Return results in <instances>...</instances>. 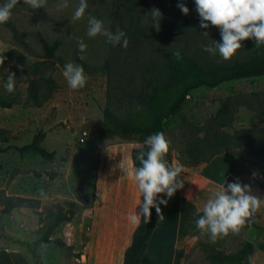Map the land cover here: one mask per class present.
<instances>
[{
    "label": "rangeland",
    "instance_id": "rangeland-1",
    "mask_svg": "<svg viewBox=\"0 0 264 264\" xmlns=\"http://www.w3.org/2000/svg\"><path fill=\"white\" fill-rule=\"evenodd\" d=\"M6 2L0 0V6ZM86 2L88 7L84 16L74 21L72 16L79 0H68L69 6L60 11H57V5L61 0L47 1L44 8L35 10L19 0L18 5L11 10L10 20L33 52H39L37 34L48 43L59 42L55 55L63 61L69 60L72 51L78 49V44L82 42L87 45L86 50L80 53L84 62L97 65L106 53L108 42L102 35H87L88 20L90 17L101 20L107 30L111 0ZM188 14L191 18L200 19L196 8L189 9ZM12 48L15 47L11 37L0 27V54ZM192 54L197 59H206L218 66L229 65L236 56L226 61L218 53L212 55L203 51V48L200 51L193 50ZM63 70L58 65L26 59L20 52L11 54L0 69V97L14 98L9 109L0 108V149L8 147L0 152V234L8 238L0 240V250L18 253L29 264L33 262L28 246L37 238V221L46 208L58 204L71 211L72 216L58 227L51 243L41 244L37 248L41 264H87V260H95L91 254L93 232H98L99 226L103 224L107 227L117 225L123 230L121 233H112L113 238L122 235L125 230L130 232L132 223L128 217L137 211V186L135 182H130L131 152L139 148L140 144L136 138L125 142L116 137H102V109L108 107L119 114L106 99L103 77H87L84 88L73 90L63 77ZM9 72L16 77L15 88L11 93L4 87ZM39 74L49 76L56 89L45 103L35 108L25 102V79ZM252 92H264V77L222 83L212 89L199 87L192 90L180 111L163 122L162 133L170 142L169 153L165 157L168 163L187 167L183 166L186 160L179 154L185 137L194 133L201 136L203 129L196 132L195 128L215 113L222 100ZM259 127H262V123L253 114L238 108L231 127L224 131ZM80 130L85 132L82 143L78 141ZM38 131L44 133L40 146L54 153L50 161L30 151L19 154L13 149L29 144ZM122 150L127 156L124 170L119 167L118 161L110 165L106 159L107 155ZM105 173L107 187H110L109 218L95 211L98 177ZM250 187L253 194L264 197V189H256L253 185ZM7 196L37 200L38 207H21L3 213L1 202ZM251 220L259 228L245 225L238 233H229L215 242L210 241L208 234H201L200 230L193 232V245L182 264H211L200 248L201 244L212 243L224 253H234L240 243L245 241L253 247L249 264H264V209L259 210ZM150 264L161 263L153 260Z\"/></svg>",
    "mask_w": 264,
    "mask_h": 264
},
{
    "label": "trees",
    "instance_id": "trees-1",
    "mask_svg": "<svg viewBox=\"0 0 264 264\" xmlns=\"http://www.w3.org/2000/svg\"><path fill=\"white\" fill-rule=\"evenodd\" d=\"M54 1V0H47ZM184 3L188 9L196 8L194 0H111L107 30L115 32L123 30L129 43L128 46H113L107 43L106 53L97 65H89L80 59L77 48L72 51L71 58L63 61L55 55L58 41L48 43L39 34L36 41L39 52H33L23 41L15 26L9 19L0 24L11 37L13 46L4 56V62L11 54H18L26 59H36L39 63L58 65L64 69L67 62L80 64L87 77L101 76L104 79L106 99L119 114L110 108L102 109L101 135L104 139L119 138L123 141L137 139L139 148L131 152L132 166H140L136 160L144 140L157 132L163 131V122L175 116L187 100L188 94L199 87L214 88L222 83L264 77V45L255 46L254 40L241 42L235 57L227 66L214 65L209 60H200L193 56L192 51H200L202 46L210 44L211 40L221 41L219 29L209 25L207 29L200 28V19L183 14L178 8ZM152 9L161 13L159 29L153 27L154 21L145 18ZM203 32H208L205 36ZM179 51L181 57L173 55ZM0 65V69L3 68ZM25 102L35 108L45 103L56 89L49 76H27L25 79ZM14 98L0 97V108L9 109ZM238 108L253 114L262 123V127L242 128L226 132L234 120ZM196 132L203 129L201 136L189 134L185 137L179 151L186 161L183 166H194L209 162L214 156L229 150H242L252 160L253 167L261 179H264V92H252L246 95L227 97L221 101L215 113L209 117ZM44 133L38 131L32 136L29 144L14 147L19 154L30 151L41 159L50 161L53 152H47L40 144ZM8 149H0V152ZM146 150V149H145ZM120 152L107 155L111 165L123 159ZM119 162V163H120ZM225 184L231 183L227 177ZM107 174L98 177V194L96 206L99 215H105L108 208ZM253 186L264 189V183L253 180ZM159 199V194H158ZM141 202L143 197H140ZM2 212L8 213L16 208H37L38 201L19 196L4 197ZM197 213L195 221L202 215ZM72 212L61 205L46 208L38 218L37 238L28 246L33 264H41L37 248L41 244L51 243V238L60 225L68 222ZM157 213L151 209L149 221L136 226L131 234L129 246L124 250L121 264H138L147 247L151 232L155 226ZM246 225L259 228L249 219ZM264 228V227H263ZM197 229L196 231H198ZM8 238L0 234V240ZM262 245V244H259ZM206 259L211 264H249L253 247L250 242L240 243L234 253H224L212 243L201 244ZM0 264H29L20 254L0 250Z\"/></svg>",
    "mask_w": 264,
    "mask_h": 264
},
{
    "label": "clouds",
    "instance_id": "clouds-1",
    "mask_svg": "<svg viewBox=\"0 0 264 264\" xmlns=\"http://www.w3.org/2000/svg\"><path fill=\"white\" fill-rule=\"evenodd\" d=\"M47 0H23V3L31 9L44 8ZM19 0H7L0 6V24L8 22L11 17V10L17 6ZM196 12L200 18V28L207 29L209 25L219 29L221 41H210L207 46H202L203 51L216 55L223 60H230L236 51L242 48L241 42L244 40H254L255 46L264 45V0H194ZM69 6L68 0H61L57 5V11ZM180 11L187 15L189 9L184 3H179ZM88 4L86 0H79L72 19L79 20L84 16ZM155 23L159 29L161 13L158 9H152L145 15ZM208 36V32H203ZM87 35L96 37L102 35L106 37L108 43L113 46H128V39L123 30L117 28L113 33L104 28L103 22L95 17L88 20ZM87 45L80 42L78 50L83 53ZM177 58L181 53H173ZM83 59V56H80ZM5 57L0 56V65L4 64ZM22 69V66H19ZM68 86L73 90L82 89L87 83V76L83 67L74 62H67L62 72ZM15 74L10 73L7 77L5 89L11 93L15 88ZM170 142L162 132H157L148 136L141 146V150L136 156L139 161L138 167L133 166L132 177L137 185L140 197L143 201L138 204L139 212L128 217L129 221L136 226L141 223V218L147 223L151 216V209L155 208L160 219H164L161 214L160 205H167L168 200L160 198L158 194H164L171 198L174 193L183 188L184 182L179 177L182 173V165H170L165 159L169 153ZM146 149V150H145ZM119 167L125 169V162L122 160ZM253 177L256 173H252ZM264 209V197L253 194L249 185L235 182L223 184L220 190L215 191L203 205L202 215L195 221V226L201 234H208L210 241L215 242L218 238L225 237L229 233H238L243 226L259 210Z\"/></svg>",
    "mask_w": 264,
    "mask_h": 264
},
{
    "label": "crops",
    "instance_id": "crops-1",
    "mask_svg": "<svg viewBox=\"0 0 264 264\" xmlns=\"http://www.w3.org/2000/svg\"><path fill=\"white\" fill-rule=\"evenodd\" d=\"M118 152L124 155L123 161L126 162V152L123 150ZM127 165L129 167L128 163ZM182 168L179 178L184 182L183 188L178 189L171 198L159 194V199L168 200L166 206L160 205V215L164 219H160L157 215L147 247L138 264H150L153 260H158L161 264H182V260H185L193 245L192 234L197 230L196 214L202 211L203 205L211 195L220 190L227 177L233 182L238 180L241 184L249 186L253 185V180L264 183V179L260 178L253 167L252 160L245 156L242 150L223 152L196 168L191 166ZM253 172L256 173L255 177L252 175ZM130 182H135L133 177ZM136 195L137 212H139L138 204L141 200L138 188ZM95 211L99 215L96 206ZM105 213L103 216L109 218L110 205ZM135 227L136 225L132 224L130 232L125 230L122 235L119 234L117 238H113V234L123 230L117 225L112 227H107L106 224L100 225L99 231L93 232L91 242L93 250L91 254L95 260H87V264H121L123 252L130 244L131 234Z\"/></svg>",
    "mask_w": 264,
    "mask_h": 264
},
{
    "label": "built area",
    "instance_id": "built-area-1",
    "mask_svg": "<svg viewBox=\"0 0 264 264\" xmlns=\"http://www.w3.org/2000/svg\"><path fill=\"white\" fill-rule=\"evenodd\" d=\"M79 139H78V141L79 142H83V137L85 136V132L83 131V130H80V132H79Z\"/></svg>",
    "mask_w": 264,
    "mask_h": 264
}]
</instances>
